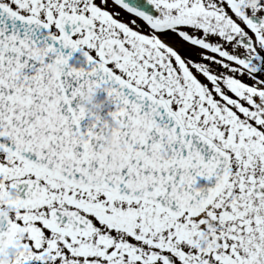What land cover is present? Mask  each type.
<instances>
[{"label":"snow or ice","instance_id":"obj_1","mask_svg":"<svg viewBox=\"0 0 264 264\" xmlns=\"http://www.w3.org/2000/svg\"><path fill=\"white\" fill-rule=\"evenodd\" d=\"M0 264H264V0H0Z\"/></svg>","mask_w":264,"mask_h":264}]
</instances>
